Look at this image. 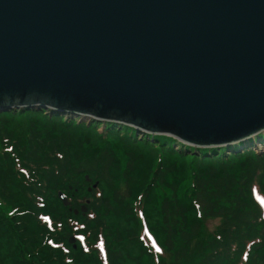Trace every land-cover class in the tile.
Wrapping results in <instances>:
<instances>
[{
  "label": "trees",
  "instance_id": "trees-1",
  "mask_svg": "<svg viewBox=\"0 0 264 264\" xmlns=\"http://www.w3.org/2000/svg\"><path fill=\"white\" fill-rule=\"evenodd\" d=\"M72 117L0 114V264H264V134L195 148Z\"/></svg>",
  "mask_w": 264,
  "mask_h": 264
},
{
  "label": "water",
  "instance_id": "water-1",
  "mask_svg": "<svg viewBox=\"0 0 264 264\" xmlns=\"http://www.w3.org/2000/svg\"><path fill=\"white\" fill-rule=\"evenodd\" d=\"M36 107L201 148L257 136L264 0H0V112Z\"/></svg>",
  "mask_w": 264,
  "mask_h": 264
},
{
  "label": "rangeland",
  "instance_id": "rangeland-1",
  "mask_svg": "<svg viewBox=\"0 0 264 264\" xmlns=\"http://www.w3.org/2000/svg\"><path fill=\"white\" fill-rule=\"evenodd\" d=\"M5 112H8V111H1L0 112V114L1 113H5ZM72 118H76V117H72ZM79 121H81V122H89L90 120H88V119H79ZM99 132L100 133H103V128L102 127H100V129H99ZM103 135V134H102ZM105 135V134H104ZM103 135V136H104ZM127 137H129V136H127ZM112 139H115V138H112ZM180 148L179 147H176L175 148V150H179ZM154 149H152V151H150V154L148 155V157L150 156V158H153L154 157V151H153ZM169 150H171V149H169ZM256 151L257 152H259V154L260 153H262L263 154V152H264V144H257L256 145ZM106 152V151H105ZM149 152V151H148ZM107 153V152H106ZM189 153V152H188ZM240 154H242V153H240ZM149 158V159H150ZM230 157H227V159H229ZM229 160H231V159H229ZM229 160H228V162H229ZM164 172H165V170H164ZM86 178V177H85ZM215 184V183H214ZM223 184V182L222 183H220V186ZM97 183H94V185H92V188L95 186V188L97 187ZM216 185V184H215ZM89 190H91L90 188H88ZM124 195L125 196H128L129 195V191H125L124 192ZM195 197H197V199L200 201V202H203L204 200H203V196H202V194H199V193H197L196 195H195ZM81 209L82 210H85L84 209V207H83V205H82V207H81ZM212 222H215V220H212ZM113 239H116V244H118V243H121V239H120V237H118V235H117V233L114 235V237L112 238V240ZM129 243H131V242H129ZM122 244V243H121ZM132 245V244H131ZM128 246H130L129 244L128 245H126V248L124 249V250H126V251H130V249H129V247ZM133 252V251H132ZM134 253V252H133ZM119 255H120V253L119 252H116V254L115 255H113L114 256V258L116 259V258H119ZM116 263L117 264H127V263H125V262H123V261H116ZM134 264H138L137 262H135Z\"/></svg>",
  "mask_w": 264,
  "mask_h": 264
}]
</instances>
